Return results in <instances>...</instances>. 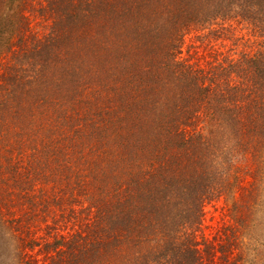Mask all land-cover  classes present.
<instances>
[{
  "label": "trees",
  "instance_id": "trees-1",
  "mask_svg": "<svg viewBox=\"0 0 264 264\" xmlns=\"http://www.w3.org/2000/svg\"><path fill=\"white\" fill-rule=\"evenodd\" d=\"M0 264H264V0H0Z\"/></svg>",
  "mask_w": 264,
  "mask_h": 264
}]
</instances>
